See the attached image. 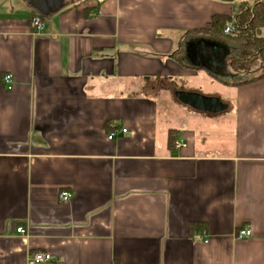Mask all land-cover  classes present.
<instances>
[{
  "label": "crops",
  "instance_id": "obj_1",
  "mask_svg": "<svg viewBox=\"0 0 264 264\" xmlns=\"http://www.w3.org/2000/svg\"><path fill=\"white\" fill-rule=\"evenodd\" d=\"M238 3L0 0V264H264L263 69L227 80L199 31ZM201 76L227 111L175 98Z\"/></svg>",
  "mask_w": 264,
  "mask_h": 264
},
{
  "label": "trees",
  "instance_id": "obj_2",
  "mask_svg": "<svg viewBox=\"0 0 264 264\" xmlns=\"http://www.w3.org/2000/svg\"><path fill=\"white\" fill-rule=\"evenodd\" d=\"M225 1H238V0H225ZM230 22L234 23L235 30L229 34L225 33L226 25ZM199 31L211 32L215 36L226 39L228 42L238 43L240 45V51L237 53V61H241L240 58L244 57L246 61L258 60L260 66L263 69L261 76L247 80L246 82L253 81L264 77V0H239L234 14L227 15H215L210 23L208 29H201ZM198 30H194L188 33H196ZM243 55V56H242ZM217 81L227 83L222 78L214 76ZM176 140V130H170L169 132V144L174 148ZM199 226V224H198Z\"/></svg>",
  "mask_w": 264,
  "mask_h": 264
},
{
  "label": "built area",
  "instance_id": "obj_3",
  "mask_svg": "<svg viewBox=\"0 0 264 264\" xmlns=\"http://www.w3.org/2000/svg\"><path fill=\"white\" fill-rule=\"evenodd\" d=\"M248 1V0H243ZM31 26L32 30L35 34H40L45 30L46 27V19L40 14H36L31 19ZM235 30V26L233 22H230L226 25L225 33L229 34L230 32H233ZM3 81L5 83V86L7 89L13 88V76L11 74H6L3 78ZM123 132H127V129H123ZM116 135V130H112L110 134L108 135V138L110 140L114 139ZM187 146V143L184 140H175L174 147L175 148H184ZM59 197L62 201H69L73 198V194L70 191L64 190L61 191L59 194ZM16 233L20 234L22 236H27V229L24 226H17L16 227ZM251 230L250 229H243L239 233V238H247L251 236ZM207 242V240H205ZM53 256L49 253L45 252H36L32 255H29L28 257V264H39L43 262H48L53 260Z\"/></svg>",
  "mask_w": 264,
  "mask_h": 264
},
{
  "label": "water",
  "instance_id": "obj_4",
  "mask_svg": "<svg viewBox=\"0 0 264 264\" xmlns=\"http://www.w3.org/2000/svg\"><path fill=\"white\" fill-rule=\"evenodd\" d=\"M217 47L220 46L217 45ZM203 48H205V52H202V54H205V56L210 59L212 65H222L217 58L212 57V54L214 51H217V48H210L207 46H203ZM174 95L180 103L202 113L217 115L227 111L229 108V105L224 103L220 97L206 95L198 91L178 90Z\"/></svg>",
  "mask_w": 264,
  "mask_h": 264
},
{
  "label": "rangeland",
  "instance_id": "obj_5",
  "mask_svg": "<svg viewBox=\"0 0 264 264\" xmlns=\"http://www.w3.org/2000/svg\"><path fill=\"white\" fill-rule=\"evenodd\" d=\"M235 44L237 45L236 50L240 49V45L238 43H235ZM203 46H205V44H201L202 48H203ZM229 53L230 52H228V54H226V53L221 54V57H222V60H223V63L225 64V66H221V67L216 68V67H214V65H212L214 70H216L215 72L221 73L222 74L221 76H223L227 80L237 81V80L247 79V78H249V76L254 75L260 71V64H259V62H257L258 60L246 61L244 59V57H242V58H240L241 61H237V58L235 57L236 55H234V54L229 55ZM246 71H248V72L251 71V72L247 73ZM198 80L201 83H203L204 85L202 84V89H203L202 91H201V88H197L196 90L200 91L203 94H206L207 92H205V91H207V89H208L206 86V84H207L206 79H203L201 76ZM209 91L210 90H208V92Z\"/></svg>",
  "mask_w": 264,
  "mask_h": 264
}]
</instances>
